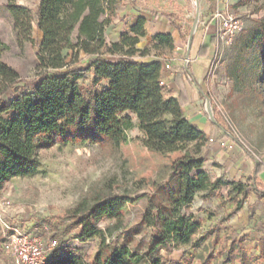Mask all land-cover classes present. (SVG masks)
Masks as SVG:
<instances>
[{
  "label": "trees",
  "instance_id": "16d2710c",
  "mask_svg": "<svg viewBox=\"0 0 264 264\" xmlns=\"http://www.w3.org/2000/svg\"><path fill=\"white\" fill-rule=\"evenodd\" d=\"M123 1L39 0L34 10L9 6L14 30L27 41H31V22L35 19V26L41 32L36 57L44 69L62 67L65 60L62 53L67 49L85 54L105 49L119 57L108 60L97 56L88 59L84 66L45 73L30 89L13 88L14 96L8 103L1 96L15 83L18 73L0 60V193L9 180L27 174L38 165L42 147L56 142L90 141L118 148L127 141L132 128H137L143 146L150 152L162 154L177 144L192 143L193 155L172 164L177 189L165 190L164 200H158L156 206L153 198L157 194L149 196L143 213V221L155 231L153 246L169 252L172 246L190 243L197 232L192 216L181 213L196 192H204L202 198L208 199L215 190L226 187L228 195H240L229 217L242 207L248 186L256 188V185L254 180L250 184L212 180L201 170L202 160L197 155L207 141L206 136L184 116L178 99L163 96L159 84L162 62L154 58H131L146 53L145 49L135 47L146 34L143 17H135L117 41L105 44L104 30ZM232 45L226 76L242 91L256 90L264 72V5L263 14L243 28ZM152 47L169 50L173 39L169 34H156ZM204 49H200L202 54ZM87 71L92 75L88 86L79 82ZM103 80L107 85L97 88ZM5 114H9L7 120L2 119ZM192 169L198 171L190 177ZM136 199L109 193L94 198L89 206L78 204L68 211L69 223L59 228L58 244L79 228L81 232L76 237L99 238L97 250L87 262L70 250L64 253L55 250L47 264H170L169 260L153 254L152 245L138 253L114 242L127 231L114 233L123 226L127 203ZM102 220H109L111 225L97 228L96 224ZM106 234H113V240L107 242ZM229 261L230 253L223 263Z\"/></svg>",
  "mask_w": 264,
  "mask_h": 264
},
{
  "label": "rangeland",
  "instance_id": "374dc122",
  "mask_svg": "<svg viewBox=\"0 0 264 264\" xmlns=\"http://www.w3.org/2000/svg\"><path fill=\"white\" fill-rule=\"evenodd\" d=\"M185 1L148 0V4H157L159 8L156 10L148 7V11L151 14H167L168 5L173 4L178 11L175 20L179 21ZM192 1L191 7L187 0L192 14L190 26L196 8ZM38 2L39 0H0V60L18 73L15 83L1 96L4 103L13 98V88L30 89L45 73L84 66L88 59L97 56L113 60L119 57V54L105 49L87 55L69 50L62 53L65 56L62 67H41L36 57L41 32L35 26V19L31 22V41H27L22 33L14 30L9 12L10 5L34 10ZM208 2L210 0H198L199 15L200 4L203 15L210 13ZM263 5V0H237L233 6V16L239 18L245 28L253 19L263 14ZM133 7L138 8L136 0H125L117 6L114 19L105 28L109 38L119 39L122 32L128 31L135 19L128 15ZM120 12L123 15H118ZM126 18L127 21H124ZM188 33L186 31L187 36ZM232 44L220 56L214 71V89L206 96L211 98L210 106L213 108L215 121L230 136L231 142L240 145L259 160L264 159V72L256 90L242 91L240 86L234 87L225 74L226 65L233 54ZM143 49L146 50L145 54H135L131 58L168 52L167 49L153 48L152 41L141 50ZM84 74H88V77L79 82L88 86L92 75L89 71ZM101 87V84L97 85V88ZM8 116L9 114H5L2 119L7 120ZM192 153V143L177 144L162 154L150 152L142 144V135L135 130L129 132L128 140L118 148L90 141L56 142L39 150V163L30 172L14 177L5 184L0 193V221L3 225L6 224V235L16 228L35 233L43 238L46 245L55 241L51 245L50 256L55 250L59 253L70 250L87 262L97 250L98 237H76L81 232L76 228L62 239L63 243L58 244L59 228L69 223V218L66 217L68 211L78 204L89 206L94 198L109 193L138 198L127 203L123 226L114 233L124 229L127 231L115 238L114 242L143 253L156 240L155 231L143 221L149 196L157 194L153 198L156 206L158 200H164L165 190H176L178 182L177 176L171 173L172 164L182 157L193 155ZM197 158L202 160L201 170L207 172L203 169L204 160L200 154ZM197 171L192 169L189 176H195ZM203 194L204 192H196L192 202L181 210L182 214L192 216L197 227L191 242L172 246L169 252L160 246H153V254L169 260L170 264H225L223 261L229 253L230 261L226 264H264V222L258 226L259 219L253 217V208L249 209L251 230L248 234L239 236L225 222L240 195H228L226 187L215 190L208 199L202 198ZM257 194L256 199L259 201L264 195L260 191ZM152 211L156 212V207ZM107 225H111V222L102 220L96 227L103 229ZM113 234L105 235L107 242L113 240ZM234 240H240L239 244L232 243ZM0 264H12L10 258L1 251Z\"/></svg>",
  "mask_w": 264,
  "mask_h": 264
},
{
  "label": "crops",
  "instance_id": "0c3cea01",
  "mask_svg": "<svg viewBox=\"0 0 264 264\" xmlns=\"http://www.w3.org/2000/svg\"><path fill=\"white\" fill-rule=\"evenodd\" d=\"M236 1L210 0L208 7H211V10L208 15L202 14V7L199 3L201 14L199 15V22L195 31L192 33L189 48L186 43L189 39V33L187 36L186 31L190 32V18H185L184 16L185 12L190 13L187 0L185 1L186 7L184 6L179 16V21L175 20V14L178 11L173 7V4L168 5L167 14H151L148 11V7H153L156 10H159V8L157 4H148V0L145 9L133 7L128 15L130 18L140 16L145 19L144 29L146 34L139 39L135 46L136 48H144L156 34H169L173 39V47L166 54L146 55V57H137L136 59L148 60L154 58L159 59L162 64L170 61L174 68H178L182 63L183 56L187 54L190 58L188 68L190 79L179 70L174 73L162 70L160 79L163 82V96L165 98L174 97L178 99L184 116L199 130L203 131L206 136L207 141L199 152L200 157L204 160L203 169H206V173L212 180L218 179L220 181L247 184L254 180L256 188L248 186L247 197L242 207L229 216L225 222L230 227V230L238 232V235L241 236L248 234L251 230L249 227L251 222L249 209L251 207L254 211L253 217L259 219L258 226L264 222V209H259V207H264V196L259 200L260 202L256 199V194L259 191L264 195V159L259 160L255 156L250 155L240 145L232 143L229 135L222 136L223 130L219 122L211 121L204 109L205 97L207 93L214 89V80L208 76V68L215 54V38L213 34L217 25L212 16L216 10L227 9L233 11ZM188 2L192 7L191 0H188ZM120 13L118 15H123L122 12ZM124 21H127V18ZM104 38L106 45L118 40V37L109 38L107 29L104 30ZM202 47H205L203 54L200 51ZM64 51L68 52L69 50ZM100 84L105 87L107 81L103 80ZM133 130L139 132L137 128H132L130 132H133ZM139 133L141 134V132ZM209 138H213V141L208 142ZM221 141H224V143L222 144Z\"/></svg>",
  "mask_w": 264,
  "mask_h": 264
},
{
  "label": "built area",
  "instance_id": "2783aa9c",
  "mask_svg": "<svg viewBox=\"0 0 264 264\" xmlns=\"http://www.w3.org/2000/svg\"><path fill=\"white\" fill-rule=\"evenodd\" d=\"M137 6L139 9L146 7L147 0H136ZM192 3L196 6L194 9V15L192 16L193 22L196 19V24L193 27V22L190 28V33L195 31V28L199 22V11L198 3L196 0H193ZM191 12H185V18L191 17ZM212 18L216 21L217 25L214 31L215 38V54L213 60L208 68V76L210 79L214 80V71L219 62V58L222 55L225 48L229 47L235 38L243 29L242 21L239 18L233 16L231 10L222 9L216 10L213 13ZM189 40V39H188ZM188 47V42H187ZM190 58L186 54L182 58V63L178 68H174L170 61H166L162 64V70L169 71L174 73L177 70L182 71L188 79L190 75L188 74ZM88 74H83L82 78L86 79ZM159 84L163 86V82L160 79ZM211 98L205 97L204 100V109L207 112L211 121L214 119V111L210 106ZM209 111V113H208ZM228 135L226 132L222 131V136ZM129 138V133L127 140ZM213 138H209L208 142H212ZM223 144L224 141H221ZM0 230L2 233V240L0 241V251L7 255L12 264H47L50 259L51 245L55 243L45 244L43 238L37 236L33 232H26L23 230L13 229L9 234L6 235V224L0 221Z\"/></svg>",
  "mask_w": 264,
  "mask_h": 264
},
{
  "label": "water",
  "instance_id": "95a60500",
  "mask_svg": "<svg viewBox=\"0 0 264 264\" xmlns=\"http://www.w3.org/2000/svg\"><path fill=\"white\" fill-rule=\"evenodd\" d=\"M196 3H198V0H196ZM195 24H196V19H195L194 22H193V27H194ZM191 36H192V32L190 33V36H189V40H188V48H189V45H190ZM208 113H209V111H208ZM213 122H216V121L213 120Z\"/></svg>",
  "mask_w": 264,
  "mask_h": 264
}]
</instances>
